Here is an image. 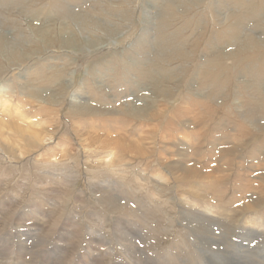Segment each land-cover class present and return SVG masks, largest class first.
Masks as SVG:
<instances>
[{
    "label": "rangeland",
    "instance_id": "1",
    "mask_svg": "<svg viewBox=\"0 0 264 264\" xmlns=\"http://www.w3.org/2000/svg\"><path fill=\"white\" fill-rule=\"evenodd\" d=\"M0 86V264H264V0H0Z\"/></svg>",
    "mask_w": 264,
    "mask_h": 264
},
{
    "label": "bare ground",
    "instance_id": "2",
    "mask_svg": "<svg viewBox=\"0 0 264 264\" xmlns=\"http://www.w3.org/2000/svg\"><path fill=\"white\" fill-rule=\"evenodd\" d=\"M90 18V17H89ZM33 19V18H32ZM43 38V37H42ZM45 38H47V36L45 37ZM249 40V39H248ZM253 41V40H252ZM251 41V42H252ZM254 41H255V39H254ZM254 41L252 42V43H254ZM250 42V41H249ZM256 43V42H255ZM21 54H22V52H21ZM13 56V55H12ZM20 56V55H19ZM45 73H47V72H45ZM29 82V81H28ZM47 82V81H46ZM44 83V82H43ZM34 84V83H33ZM44 84H46V83H44ZM27 85H28V83H27ZM31 86V85H30ZM29 86V87H30ZM45 88V87H44ZM40 89V88H39ZM42 89V88H41ZM40 89V90H41ZM46 89V88H45ZM257 89H258V87H257ZM3 90V88L0 86V92ZM37 90V89H36ZM35 90V91H36ZM28 91H30V90H28ZM48 91H50V89L48 90ZM34 92V91H33ZM51 92V91H50ZM47 94V93H46ZM51 94V93H50ZM33 95L34 96H38V95H35V93H33ZM48 95V94H47ZM30 96V95H29ZM33 96V97H34ZM39 96H40V94H39ZM43 96V95H42ZM49 96V95H48ZM31 97V96H30ZM32 97V98H33ZM47 97V96H46ZM45 98V97H44ZM34 99V98H33ZM104 99V98H103ZM138 100L139 99H137V101L135 102V103H137L138 102ZM81 102H82V100H80ZM49 102V101H48ZM51 102V101H50ZM73 102V101H72ZM79 102V101H78ZM75 103V102H74ZM84 103V102H83ZM51 104V103H50ZM73 104V103H72ZM92 104V103H91ZM252 104H254V109H256V108H258L257 106H256V103L254 102V103H252ZM86 105H87V102H86ZM95 106H96V104H94ZM93 105V106H94ZM98 105V104H97ZM102 106V105H101ZM256 106V107H255ZM82 107H84V106H82ZM88 107H89V105H88ZM97 107V106H96ZM145 107L146 106H144L143 104H142V108H140L139 109V111H138V113L140 114H143L144 112H145ZM260 107H263L262 105L260 106ZM99 108V107H98ZM264 108V107H263ZM101 109V108H100ZM85 111V110H84ZM186 124V123H185ZM17 128H18V126H17ZM18 130H21V129H18ZM22 132V131H21ZM94 132V131H93ZM118 132V131H117ZM120 132V131H119ZM24 133V132H23ZM25 133H26V131H25ZM98 133V132H97ZM97 133H96V135H97ZM121 133V132H120ZM117 134V133H116ZM119 134V133H118ZM99 135V134H98ZM97 135V136H98ZM104 136H105V134H103ZM38 135H33V132H32V135H31V137H29L28 138V140L29 141H31V140H33V139H35V140H33V141H37L38 143H41L42 145H44V144H50V142L52 141V137H45V136H43V137H40V138H38L37 137ZM40 136H42V135H40ZM26 139V138H25ZM5 140L6 141H9V139H6L5 138ZM3 141V140H2ZM98 141V140H97ZM5 141H3V143H4ZM11 143V142H10ZM37 144V143H36ZM126 145L125 146V148H126V150H121L120 151V153H130V152H136V153H141V150H143L144 149V146H143V140H141V139H139V141H138V143L134 140V138H132V137H128V136H126V135H124V134H120V135H118V136H116V135H114V136H110V137H108L107 139H104V142H103V145H105V146H107V145H111V147L112 148H114L115 150L114 151H119V147H118V145ZM4 148H5V146H4ZM3 148V145L1 144V142H0V155L1 156H3V157H5V159H7L8 160V157L9 156H7L6 154H5V152H4V149ZM6 150H7V148H6ZM23 150V149H22ZM135 150V151H134ZM20 151V150H19ZM24 151V150H23ZM231 151V150H230ZM9 152V151H8ZM10 153V152H9ZM20 154H22L21 153V151H20ZM131 154V153H130ZM115 160V161H114ZM191 164V163H190ZM108 165L110 166V167H113V169L115 168H118V167H121V163H120V161L118 162V160H116L115 158H112V160H110V162H108ZM189 165V164H188ZM172 167H173V165H172ZM185 167V166H184ZM190 169V168H189ZM196 169V168H195ZM201 169V168H200ZM173 170H175V169H173ZM180 170V169H179ZM119 172H120V170H118ZM188 172V171H187ZM188 173H191V172H188ZM193 173V172H192ZM177 174V173H176ZM187 175H190V174H187ZM192 176V175H191ZM209 177V176H208ZM63 186V185H62ZM113 195V194H112ZM113 198V197H112ZM116 200V199H115ZM119 200V199H118ZM123 202V201H122ZM120 203V202H119ZM4 208V207H3ZM199 222V221H198ZM215 255V254H214ZM214 259V258H213ZM215 261H216V264H234V261H229V260H227L226 258H224V257H222V256H219V257H216L215 259H214ZM245 260V259H244ZM247 261V260H246ZM245 263V262H244ZM246 263H248V262H246ZM251 263V262H250ZM249 263V264H250ZM251 264H253V263H251Z\"/></svg>",
    "mask_w": 264,
    "mask_h": 264
}]
</instances>
